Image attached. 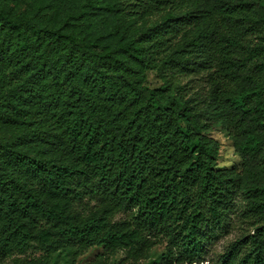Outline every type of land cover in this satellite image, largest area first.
<instances>
[{
  "label": "trees",
  "instance_id": "trees-1",
  "mask_svg": "<svg viewBox=\"0 0 264 264\" xmlns=\"http://www.w3.org/2000/svg\"><path fill=\"white\" fill-rule=\"evenodd\" d=\"M232 213L264 264L263 0H0V264H198Z\"/></svg>",
  "mask_w": 264,
  "mask_h": 264
},
{
  "label": "rangeland",
  "instance_id": "rangeland-1",
  "mask_svg": "<svg viewBox=\"0 0 264 264\" xmlns=\"http://www.w3.org/2000/svg\"><path fill=\"white\" fill-rule=\"evenodd\" d=\"M264 2V0H263ZM147 81L151 85H158L160 83L159 77L154 71H149L147 74ZM185 80V79H184ZM208 135L214 137L219 141V166H232L240 163V157L236 154L232 140L227 136L226 132L220 127H215L213 130L207 132ZM127 213H119L118 217H126ZM250 230V226L240 216L232 213L230 222L222 231L220 236L208 245L206 259L198 264H217L219 256L228 246L244 233ZM165 250V242L156 245L153 249V254L160 253ZM101 248L92 247L84 254L76 259V264H133L126 258L123 251H117L114 255L103 256L98 258V254L102 253ZM37 250L30 249L22 256L32 257L39 255ZM149 259L140 260L138 264H146Z\"/></svg>",
  "mask_w": 264,
  "mask_h": 264
}]
</instances>
